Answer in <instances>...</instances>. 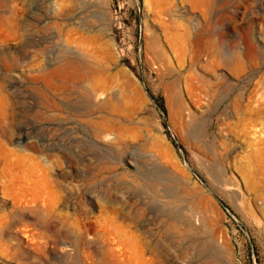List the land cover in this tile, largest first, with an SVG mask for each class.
Returning a JSON list of instances; mask_svg holds the SVG:
<instances>
[{
	"label": "rangeland",
	"instance_id": "1",
	"mask_svg": "<svg viewBox=\"0 0 264 264\" xmlns=\"http://www.w3.org/2000/svg\"><path fill=\"white\" fill-rule=\"evenodd\" d=\"M0 264H264V0H0Z\"/></svg>",
	"mask_w": 264,
	"mask_h": 264
}]
</instances>
